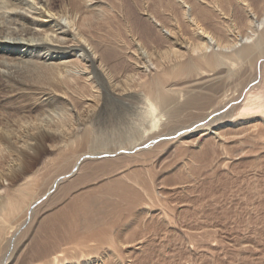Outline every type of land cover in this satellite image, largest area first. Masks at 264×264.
Instances as JSON below:
<instances>
[{
	"label": "bare ground",
	"instance_id": "bare-ground-1",
	"mask_svg": "<svg viewBox=\"0 0 264 264\" xmlns=\"http://www.w3.org/2000/svg\"><path fill=\"white\" fill-rule=\"evenodd\" d=\"M98 1L0 0V87L9 86L12 98L30 94L26 100L33 99L21 103V111L31 114L15 121L25 133L21 146L32 149L49 137L77 142L90 151L99 148L78 155L72 169L82 155L132 150L155 136L196 124L195 131L171 144L187 141L201 151L207 145L213 156L217 149L223 158L228 157L227 147L241 144L257 152L249 154L253 164L264 158V0H158L153 13L146 7L143 13L159 32L148 21L138 20L134 31L126 25L129 42L118 32L109 37L94 32V19L105 20L110 13ZM137 98L142 104L132 105L130 100ZM115 102L122 108L113 111L114 117L103 127L93 128L89 119L84 120L88 113ZM127 108L132 110L130 118L124 117ZM181 117L196 120L179 125ZM11 126L0 123L8 147ZM118 174L123 177L101 187L124 200V209L131 208L138 201L140 183L124 169ZM31 179L7 197L0 194V264H71L64 262L68 258L63 245L73 241L76 229L106 223V208L86 191L74 194L63 206L52 205V212L37 225L43 230L61 228L64 234L29 240L26 234L12 246V236L23 223L7 232L6 222L18 217L23 205L26 215L44 194L33 191ZM61 179L54 178L46 191ZM139 208L143 213L151 210L144 203ZM87 215L94 216L84 219ZM25 246L27 259L18 262ZM104 260L93 254L80 264Z\"/></svg>",
	"mask_w": 264,
	"mask_h": 264
},
{
	"label": "rangeland",
	"instance_id": "rangeland-1",
	"mask_svg": "<svg viewBox=\"0 0 264 264\" xmlns=\"http://www.w3.org/2000/svg\"><path fill=\"white\" fill-rule=\"evenodd\" d=\"M157 3L158 0H99V6L110 13L104 16L107 17L105 20L94 19V32L108 37L118 32L128 41L126 25L130 24V30L134 31L138 20L151 24L143 8L153 13ZM151 26L153 31L159 32V26ZM256 80L257 83L258 76ZM1 86L0 123L15 128L8 129L12 141L9 147L2 138L4 133H0V194L7 197L27 178H32L36 194L40 192L38 190L44 191L26 215L23 205L19 216L13 219L11 215V220L6 222L7 232L19 222L23 223L15 229L12 246L14 240L18 242L24 235L26 239V234L28 240L64 234L61 228L43 230L37 225L52 212V205L59 208L70 196L86 191L95 195L96 203L106 208V223L90 226V229H76L74 238L71 237L73 241L63 245V256L68 258L64 262L80 264L84 258L98 254L106 264H264V158L253 164L249 154L257 153L254 149L232 144L225 150L227 158L220 156L219 150L215 149L218 158L207 145L201 151L187 141L171 144L176 137L195 131V124L175 134L174 130L165 132L169 133L166 136H155L132 150L82 155L71 169L78 155L86 151L98 152L99 148L90 151L77 142L66 144L49 137L32 149L21 146L24 132L14 126L15 121L18 116L31 114L21 111V103L29 104L33 99L26 100L30 94H26V98H12L9 86ZM137 99L130 100V103L141 105V98ZM75 103L80 102L76 100ZM119 105L116 102L107 104L100 112L88 113L84 120L89 119L87 123L93 128L103 127L119 107L122 108ZM127 111L124 117L130 118L132 110L127 108ZM181 120L177 123L188 125L196 118L188 121L181 117ZM191 137L194 135L185 140ZM101 160L110 162L103 164ZM79 161L83 163L82 169H78ZM123 169L129 178L135 177L140 183L136 187L138 201L126 209L124 200L101 187L102 184L109 185L107 181L110 179L122 178L123 174L120 176L118 172ZM57 176L62 177L61 181L51 191H46ZM127 180L128 184L133 183L132 179ZM64 188H68L67 191ZM115 203L118 206H113ZM143 203L151 209L149 213L139 212ZM65 210L70 211L69 208ZM93 216L87 215L84 219ZM139 241L142 244H138ZM28 254L29 247L25 246L17 261L27 259Z\"/></svg>",
	"mask_w": 264,
	"mask_h": 264
}]
</instances>
